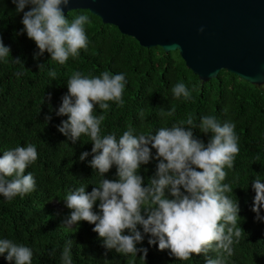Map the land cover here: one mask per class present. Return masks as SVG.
Listing matches in <instances>:
<instances>
[{"label":"trees","instance_id":"obj_1","mask_svg":"<svg viewBox=\"0 0 264 264\" xmlns=\"http://www.w3.org/2000/svg\"><path fill=\"white\" fill-rule=\"evenodd\" d=\"M30 8L26 6L24 11ZM86 15L90 23L85 25L89 39L87 49H81L75 58L69 57L65 64L51 60L45 51L35 57L39 50L35 42L23 31V12L16 11L12 0H0V37L10 48V56L0 60V156L16 146H36L37 160L30 164L25 174L31 172L36 180V189L23 197L17 195L8 200L0 194V239H11L29 247L33 252L32 264H63L62 253L66 241L73 240L71 256L73 264H205L206 256L193 255L191 260L179 261L169 255V250H158L149 245L148 234L144 235L138 248H146L145 262L131 254H119L115 249H106L103 238L92 229L94 224L80 221L74 228L66 227L63 221L70 214L64 199L75 188L84 185L86 192L98 186L102 177L90 167L91 155L84 161L82 152L91 153L90 137L82 134L73 144L57 128L67 116L56 112L67 94V81L73 72L85 76H99L104 71L123 73L127 84L123 93V106L109 101V109L96 106V115H104L102 135L115 134L117 138L131 128L134 135L154 134L160 127L186 120L188 114L198 124L205 115L215 116L221 123H235L239 137V154L234 167L229 169L223 181L233 188L227 193L236 198L239 226L245 234L233 244L234 253L226 258V264H264V222L256 219L251 209L255 192L252 181L259 177L264 182V90L239 77L222 70L217 78L201 82L185 66L179 53H165L160 47L143 48L133 38L122 35L112 25L103 24L100 18L87 10H72L66 13L71 22L76 16ZM19 57L22 64L12 59ZM39 64H44L38 68ZM55 69L53 80L48 72ZM184 83L191 99L175 98L171 89ZM51 94V98L48 96ZM174 106L173 116L161 114ZM51 116L46 121L45 117ZM195 138L207 143L209 134L193 129ZM150 147V145H149ZM155 156V149H152ZM157 160L141 165L138 174L147 186L156 171ZM103 178L116 180L115 165ZM166 195L170 197L168 190ZM56 201L61 210L50 206ZM99 201L93 210L98 211ZM143 214V213H142ZM260 216L264 217V209ZM124 234H128L125 230ZM55 250L53 255L50 252ZM0 254V264H14Z\"/></svg>","mask_w":264,"mask_h":264},{"label":"clouds","instance_id":"obj_2","mask_svg":"<svg viewBox=\"0 0 264 264\" xmlns=\"http://www.w3.org/2000/svg\"><path fill=\"white\" fill-rule=\"evenodd\" d=\"M16 11L23 12V31L35 42L38 52L35 57L47 51L51 60L63 65L69 57H77L81 49H87L89 39L85 25L88 16H76L70 22L64 12L70 0H12ZM30 8L24 11L26 6ZM178 46L170 47L177 49ZM10 56V48L0 37V60ZM22 64L19 57L12 59ZM44 64H39L38 68ZM48 75L55 80L57 73L51 69ZM127 84L123 73L102 72L89 77L73 72L67 81V94L62 96L56 112L67 116L57 130L75 144L82 134L90 137L91 153L82 152L79 159L89 155V165L102 177L98 186L86 192L81 185L64 199L70 214L63 221L66 227L74 228L80 221L94 224L92 229L103 238L106 249H115L119 254H131L145 262L146 248L137 244L148 234V244L158 250H169V255L179 261H188L192 256L215 251V258L207 257L205 264H226V258L234 253L233 244L238 243L244 230L239 226L241 217L238 202L227 193H233L229 184L223 183L239 154V137L235 123H221L215 116L205 115L199 123L188 114L186 120L171 127H160L154 134L134 135L133 130L124 131L119 138L115 134L102 135L104 115H96V106L109 109V101L123 106V93ZM175 98L191 99V93L184 83H177L172 89ZM48 98H51L49 94ZM175 107L162 115L173 116ZM46 121L51 116L45 117ZM199 128L204 134H211L207 143L193 135ZM150 145V147H149ZM155 149V156L152 154ZM38 158L34 144L16 146L0 156V194L11 200L32 193L36 180L31 172L25 174L28 166ZM157 160L156 171L149 178L147 186L138 174L141 165ZM116 167V180L103 178L112 166ZM255 192L252 211L256 219L264 209V182L257 177L252 181ZM166 190L171 198L166 195ZM99 201L98 211L94 205ZM143 213V214H142ZM142 228V232L138 229ZM127 230L128 234H124ZM69 239L62 253L63 264H73ZM55 250L49 253L53 255ZM14 264H32L33 252L11 239H0V254Z\"/></svg>","mask_w":264,"mask_h":264},{"label":"water","instance_id":"obj_3","mask_svg":"<svg viewBox=\"0 0 264 264\" xmlns=\"http://www.w3.org/2000/svg\"><path fill=\"white\" fill-rule=\"evenodd\" d=\"M72 10L89 11L143 48L177 51L201 82L225 70L264 85V0H70L64 12Z\"/></svg>","mask_w":264,"mask_h":264},{"label":"rangeland","instance_id":"obj_4","mask_svg":"<svg viewBox=\"0 0 264 264\" xmlns=\"http://www.w3.org/2000/svg\"><path fill=\"white\" fill-rule=\"evenodd\" d=\"M262 89L264 90V85L262 86ZM50 206H54V208L58 211L61 210V207L58 206L57 202L56 201H52Z\"/></svg>","mask_w":264,"mask_h":264}]
</instances>
